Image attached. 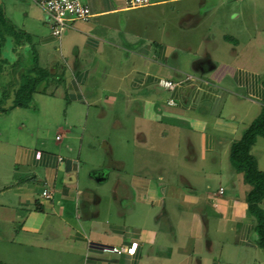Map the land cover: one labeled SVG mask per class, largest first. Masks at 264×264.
Instances as JSON below:
<instances>
[{
    "label": "crops",
    "instance_id": "obj_1",
    "mask_svg": "<svg viewBox=\"0 0 264 264\" xmlns=\"http://www.w3.org/2000/svg\"><path fill=\"white\" fill-rule=\"evenodd\" d=\"M83 2L57 40L32 0H0L53 77L37 113L64 116L51 141L0 113V261L264 264L229 158L264 107V0ZM251 153L264 172L263 138Z\"/></svg>",
    "mask_w": 264,
    "mask_h": 264
},
{
    "label": "trees",
    "instance_id": "obj_2",
    "mask_svg": "<svg viewBox=\"0 0 264 264\" xmlns=\"http://www.w3.org/2000/svg\"><path fill=\"white\" fill-rule=\"evenodd\" d=\"M7 36L15 40L17 47L25 43L31 44L30 36L15 29L6 19L3 8L0 6V75L8 63L7 59L1 57ZM12 74H14V80L5 87L0 97V113L2 114L16 108L31 107L33 95L46 94L53 83L52 74L40 66L34 47H31L28 59L24 61L21 58L13 65ZM9 100L11 104L7 106ZM259 137L264 139V107L259 117L244 131L241 139L232 143L229 158L232 168L242 174L244 183L250 188L246 194L248 213L255 219L258 245L264 251V209L261 207L264 201V172L259 169L257 160L251 153ZM0 264L4 263L0 261Z\"/></svg>",
    "mask_w": 264,
    "mask_h": 264
},
{
    "label": "built area",
    "instance_id": "obj_3",
    "mask_svg": "<svg viewBox=\"0 0 264 264\" xmlns=\"http://www.w3.org/2000/svg\"><path fill=\"white\" fill-rule=\"evenodd\" d=\"M49 18L51 35L59 40L63 33L76 21H87L92 17L89 7L83 0H32ZM124 8L136 10L152 5L153 0H122ZM160 87L167 91H173L177 83L160 80ZM170 105L175 103L170 100ZM223 189H220V194ZM43 198L51 199L52 192L44 189L41 193Z\"/></svg>",
    "mask_w": 264,
    "mask_h": 264
},
{
    "label": "rangeland",
    "instance_id": "obj_4",
    "mask_svg": "<svg viewBox=\"0 0 264 264\" xmlns=\"http://www.w3.org/2000/svg\"><path fill=\"white\" fill-rule=\"evenodd\" d=\"M19 16V15H18ZM17 21L18 17L15 15ZM15 40L12 39L8 42V40L4 44V57L8 59V63L4 66V72L0 75V84L4 85L7 80H10L12 77V66L22 57V60L25 56V52L23 48L20 50H15ZM2 57V56H1ZM40 99H35L33 104H36L35 107L33 105L29 108L23 109L22 114H25L26 117L30 118L28 124L26 125L27 130L33 132L37 135H41L42 137L47 138L48 140H54L56 133L54 132V127L49 124L54 122H60L63 119V115L60 114L56 117H51L49 115H44V113L38 114L39 108L45 105V102H40ZM9 104V102H8ZM39 125V126H38ZM38 126V127H37Z\"/></svg>",
    "mask_w": 264,
    "mask_h": 264
}]
</instances>
